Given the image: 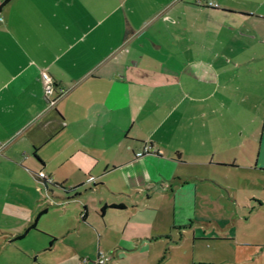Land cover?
<instances>
[{
	"label": "crops",
	"instance_id": "0c3cea01",
	"mask_svg": "<svg viewBox=\"0 0 264 264\" xmlns=\"http://www.w3.org/2000/svg\"><path fill=\"white\" fill-rule=\"evenodd\" d=\"M227 33L245 44L223 50ZM259 58L264 0H0V250L84 226L117 264L249 262L250 208L221 169L248 158L250 93L229 82L262 86Z\"/></svg>",
	"mask_w": 264,
	"mask_h": 264
},
{
	"label": "rangeland",
	"instance_id": "374dc122",
	"mask_svg": "<svg viewBox=\"0 0 264 264\" xmlns=\"http://www.w3.org/2000/svg\"><path fill=\"white\" fill-rule=\"evenodd\" d=\"M190 31H192L191 27ZM209 42L216 43L217 41ZM244 44V39H231L227 33L226 36L222 34L219 47L223 50L229 48L239 50ZM256 63L264 64L263 58L257 59ZM261 76L264 79V73H261ZM236 85L239 86V90L235 91L236 97L240 98L244 90H248L250 93L247 103L238 102L239 106L243 104V108L242 110L239 108L237 114L238 127L242 128L243 131V135L239 137V140L244 139V146L248 149V158L244 156L242 148H236L232 152L237 156L238 166L235 168H223L221 171L229 175L228 190L230 193H233L238 198L240 205L245 211L250 208V219L244 223L248 228H245L244 237L240 234L238 235L239 239L247 238L253 243L259 242L260 245H264V166L260 165L262 161L264 162L263 144L260 154H257L261 139V124L263 122L264 84L262 86L259 84L256 73L239 72L238 78H234L229 82L231 87ZM257 155H259L258 162L255 161ZM252 158L253 168H247L246 164L250 165L249 162H251ZM213 166L215 165L213 164ZM219 182L222 185L227 183L222 180H219ZM221 184L219 186L224 188ZM207 187L209 188L208 192H215L213 184L212 186L207 185ZM246 203L248 207H245ZM258 204L260 205L258 206ZM76 214L78 213L75 212L72 204L63 213V216L73 222ZM77 220H80L79 216ZM102 240L98 247V233L94 231L91 234L88 229L81 226L80 229L75 228L72 234L58 238L52 243H50V240L46 243H37L35 245H26L19 242L17 246H13L14 248L4 247L0 250V264H94L97 260L98 248L99 254H104L107 257L106 264H111V262L117 264L118 261L115 256L112 258L110 252L103 249L104 242ZM256 244L254 243L251 248H238L242 255L237 257L250 258V261L246 262V264H264V246ZM251 253L252 255H250Z\"/></svg>",
	"mask_w": 264,
	"mask_h": 264
},
{
	"label": "built area",
	"instance_id": "2783aa9c",
	"mask_svg": "<svg viewBox=\"0 0 264 264\" xmlns=\"http://www.w3.org/2000/svg\"><path fill=\"white\" fill-rule=\"evenodd\" d=\"M206 4L209 6H217L212 1H208ZM40 74H41L44 94L48 97V95L52 94L54 91V81L47 72L41 71ZM148 150H149V145L145 144L142 150L136 153V156H142L144 153L148 152ZM37 175L39 178H42L43 180H47L44 172L40 171ZM107 260L108 259L104 254H98L97 260L94 264H106Z\"/></svg>",
	"mask_w": 264,
	"mask_h": 264
},
{
	"label": "trees",
	"instance_id": "16d2710c",
	"mask_svg": "<svg viewBox=\"0 0 264 264\" xmlns=\"http://www.w3.org/2000/svg\"><path fill=\"white\" fill-rule=\"evenodd\" d=\"M44 182H46V181L44 180ZM33 227H34V223H31V225H29V227L27 229H30V228H33Z\"/></svg>",
	"mask_w": 264,
	"mask_h": 264
}]
</instances>
